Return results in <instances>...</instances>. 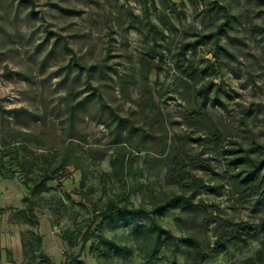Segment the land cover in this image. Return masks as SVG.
Returning a JSON list of instances; mask_svg holds the SVG:
<instances>
[{
    "label": "rangeland",
    "instance_id": "1",
    "mask_svg": "<svg viewBox=\"0 0 264 264\" xmlns=\"http://www.w3.org/2000/svg\"><path fill=\"white\" fill-rule=\"evenodd\" d=\"M31 1L0 0V264L29 261L30 232L51 264L68 255L124 264L101 251L93 215L125 194L149 211L164 194H191L188 178L206 186L194 202L214 209L178 206L157 218L178 243L177 264L194 263L183 240L206 249L221 220L257 230L264 210L233 195L226 151L240 145L264 159V0H202V10L194 0ZM206 84L212 102L202 107L196 90ZM117 154L125 165L114 172ZM46 173L31 229L15 212ZM72 229H89L82 250L60 239ZM101 230L130 248L129 264H145L129 218ZM263 238L227 239L223 254L200 264H239L259 249L264 264ZM171 259L164 250L154 264Z\"/></svg>",
    "mask_w": 264,
    "mask_h": 264
},
{
    "label": "trees",
    "instance_id": "2",
    "mask_svg": "<svg viewBox=\"0 0 264 264\" xmlns=\"http://www.w3.org/2000/svg\"><path fill=\"white\" fill-rule=\"evenodd\" d=\"M33 7L31 0H24ZM195 4L202 10V0H194ZM220 5L218 1H215L212 5ZM218 31L214 32L213 36L218 35ZM185 45L180 49L183 54ZM210 85L206 84L199 87L196 90V95L200 100L202 107H206L208 102H212L209 97ZM73 115V109L70 112V116ZM229 155L228 163L233 170L231 178H233V190L235 195L243 203H252V208L259 209L260 207L264 210V159L253 158L248 150L242 148L240 145L231 151H226ZM123 155L117 154L116 157L111 161V165L114 172L118 171V167H124ZM22 167V166H20ZM46 171V170H45ZM48 174H44L41 180L32 188L31 197L28 200H24L27 203L25 206L16 211L15 213L21 216L24 220L23 223L28 225L31 229L37 228V223L34 220V214L32 210V198L39 195L43 190H46V184L50 181ZM81 185H84V175L81 181ZM188 185L193 189V192L189 195L181 192L178 194L170 193L164 194L163 198L159 201L155 200L151 203V209L148 211L143 206L134 207L128 202V195L125 194L123 199L117 204L114 201H109L103 210L94 214L95 219H100L98 223L97 231L98 234L96 239L101 247V251L108 255L110 252L120 253L124 259V264H129L130 248L126 245H120L114 241L107 240L101 230V224L107 222H119L129 218L131 223L134 224L133 235L135 237L134 243L135 248L139 255L142 256L145 264H154L158 262V256L164 250L168 251L172 257L168 264H177L175 260V254L179 249L178 243L174 242V237L169 230L163 228L158 222V217L168 213L169 211L181 206L185 211L194 212H206L208 209H214V206H206L202 202H194V196L196 193L206 188L203 182L198 178H188ZM138 221H143V225H139ZM148 222V223H146ZM246 224L233 223L230 221L221 220L216 227V235L211 245L203 249L196 239L192 236H188L183 240L185 250L190 256L194 258L193 264H200L209 261L221 254L228 249V239L232 245L245 244L246 241L256 240L258 237L264 235V221L258 226L257 230L253 232H247L244 229ZM236 231L243 232V236H235L232 234ZM89 229L81 232L80 229L64 230L60 239L66 243L69 248L76 246L80 243V250H82L85 244L89 240ZM29 236L35 239V244L32 242L26 243L23 239V258L29 256V261L23 264H51L49 258L41 253V238L38 234L30 232ZM264 243V238L262 240ZM27 248V249H26ZM75 257L68 255L62 264H74ZM262 249L257 250L254 256L249 257L239 264H262Z\"/></svg>",
    "mask_w": 264,
    "mask_h": 264
},
{
    "label": "crops",
    "instance_id": "3",
    "mask_svg": "<svg viewBox=\"0 0 264 264\" xmlns=\"http://www.w3.org/2000/svg\"><path fill=\"white\" fill-rule=\"evenodd\" d=\"M18 207H19V206L15 207V208H18ZM20 209H21V208H20ZM20 209H19V210H20ZM17 238H18V236H17ZM18 239H19V238H18Z\"/></svg>",
    "mask_w": 264,
    "mask_h": 264
}]
</instances>
